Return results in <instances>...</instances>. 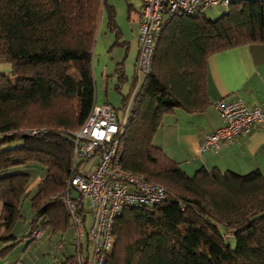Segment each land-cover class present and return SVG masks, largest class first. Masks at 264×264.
I'll use <instances>...</instances> for the list:
<instances>
[{"label":"trees","instance_id":"1","mask_svg":"<svg viewBox=\"0 0 264 264\" xmlns=\"http://www.w3.org/2000/svg\"><path fill=\"white\" fill-rule=\"evenodd\" d=\"M224 8L213 20L202 9L172 19L150 72L122 100L125 107L132 97L118 139L121 166L163 186L165 199L120 211L104 264H264V174L201 168L189 176L153 144L166 115L210 105L211 55L264 44V0H232ZM104 12L119 39L108 0H0V60L11 69L0 75L3 243L16 242L11 230L24 219L25 201L31 241L37 230L52 238L72 228L62 198L73 172V133L96 103L92 56ZM115 71L127 81L123 62ZM29 170L42 173L32 188ZM75 245L59 264L85 263L87 246Z\"/></svg>","mask_w":264,"mask_h":264},{"label":"built area","instance_id":"2","mask_svg":"<svg viewBox=\"0 0 264 264\" xmlns=\"http://www.w3.org/2000/svg\"><path fill=\"white\" fill-rule=\"evenodd\" d=\"M232 0H141L139 14L138 53L135 72L146 76L164 27L174 18L191 17L204 7H227ZM215 107L223 126L207 135L200 151L217 150L224 142L249 134L257 124H264V107H248L241 99L217 101ZM130 106L120 121L107 103H95L84 123L73 133V172L67 180L63 204L70 216L75 240L83 246L87 240L85 263L104 264L112 244V224L123 208L158 205L165 199V189L148 182L141 174L122 168L118 139ZM83 162L86 169H80ZM72 190L77 195L72 196ZM87 202V211L84 202ZM87 215L90 222L87 224ZM33 238L42 236L34 231Z\"/></svg>","mask_w":264,"mask_h":264},{"label":"crops","instance_id":"3","mask_svg":"<svg viewBox=\"0 0 264 264\" xmlns=\"http://www.w3.org/2000/svg\"><path fill=\"white\" fill-rule=\"evenodd\" d=\"M140 9L141 3L139 14ZM134 42L136 54L133 67L135 68L138 53L137 37ZM129 66L130 64L126 68L123 64L127 77L131 75ZM10 71L9 64L0 60V75H7ZM133 78L131 89L134 95L143 77L135 72ZM206 92L210 105L204 112L191 114L176 109L166 115L154 135L153 144L176 161L189 176L201 168L206 170L217 168L238 174H246L258 169L264 174V124L255 125L249 134L234 141L222 143L217 150L200 151L204 138L223 126L215 102H229L239 98L248 107H264V44L253 43L211 55L206 62ZM131 99L127 106H130ZM96 103L104 102L96 100ZM28 173L33 177L30 185L32 188L39 181V176L33 170H29ZM1 213L0 202V216ZM30 221L31 213L29 223ZM29 223L21 229L23 230L21 235H15L14 227L12 228L11 234L16 238L14 244L0 241V264H37L34 261V258H37L36 248L33 256L27 254L28 248L37 241V239L31 241V238L26 237ZM25 238H28L27 243L22 247Z\"/></svg>","mask_w":264,"mask_h":264},{"label":"rangeland","instance_id":"4","mask_svg":"<svg viewBox=\"0 0 264 264\" xmlns=\"http://www.w3.org/2000/svg\"><path fill=\"white\" fill-rule=\"evenodd\" d=\"M109 5L114 9L115 24L119 31V39L116 32L111 30L107 25L106 12L101 14V18L98 25L97 36L93 47L92 56V71L96 90V100L109 104L113 109H116V115L120 121L125 117L126 106H122L123 98L128 97L131 91L133 77L135 76V68L133 67V60L136 54L134 46V40L138 37L139 32V6L141 0H108ZM225 11L223 7H204L202 12L209 19H216ZM124 44V45H123ZM123 62L128 64L131 75L127 77V81L121 82L115 69L118 63ZM19 143L12 144L11 146H17ZM88 167L87 162H83L80 169H86ZM37 175L42 176L41 171L37 170ZM193 175V174H192ZM33 180V177H31ZM72 196H76L77 193L72 190ZM88 203L84 202V208L87 211ZM22 214L24 216L14 226L13 233L15 235H21V229L25 224L29 223L30 210L28 202L25 201L22 205ZM87 224L90 222V215H87ZM21 230V232H19ZM75 231L73 228H69L62 235H57L52 238L41 237L37 241L33 242V246H30L27 250V254L33 256L34 249L37 252V258L34 261L37 264H59L61 259L65 255L75 253ZM26 239L22 242V247L26 246ZM229 240V239H228ZM82 243L85 248L87 240L83 236ZM32 244V243H31ZM79 245V244H78ZM77 245V246H78ZM88 253L84 249L83 255Z\"/></svg>","mask_w":264,"mask_h":264}]
</instances>
